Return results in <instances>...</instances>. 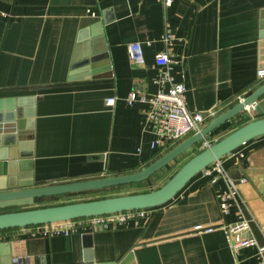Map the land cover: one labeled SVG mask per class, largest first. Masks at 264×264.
Masks as SVG:
<instances>
[{"label":"crops","instance_id":"1","mask_svg":"<svg viewBox=\"0 0 264 264\" xmlns=\"http://www.w3.org/2000/svg\"><path fill=\"white\" fill-rule=\"evenodd\" d=\"M263 11L264 0H0V100L33 110L32 118L21 120L26 133L20 144L31 154L35 187L133 174L168 150L150 148L154 137L146 105L126 102L133 91L149 96L168 89L169 83L155 82L154 60L165 48V33L173 39L170 76L185 85L188 110L208 114L202 127L250 95L264 82ZM98 32L108 66L92 76L75 69L73 58L82 51L79 37L89 40ZM135 42L143 46V65L129 58L128 45ZM256 118L252 113L250 120ZM239 126L225 123L197 146ZM219 162L233 180H246L227 216L217 201L224 181L210 183L199 173L138 225L80 228L69 237L20 228L5 233L10 239L0 243H12L32 264L38 258L46 264H83L84 258L114 264H262L256 247L232 250L221 225L236 222L241 213L249 235L264 246V136Z\"/></svg>","mask_w":264,"mask_h":264},{"label":"water","instance_id":"2","mask_svg":"<svg viewBox=\"0 0 264 264\" xmlns=\"http://www.w3.org/2000/svg\"><path fill=\"white\" fill-rule=\"evenodd\" d=\"M259 38L264 41V11L260 15ZM102 33H92L91 38L79 37L82 51L73 58L75 69L81 68L92 76L99 67L108 66L106 49L102 42ZM262 54H264V44ZM264 62V57H263ZM102 64L99 65L98 62ZM262 71H264V63ZM0 100V210L10 208H25L40 201H58L61 196L94 193L107 188H114L144 182L151 176L165 168L189 149L196 147L225 123L240 125L237 129L217 140L189 159L179 170L159 189L146 193L131 194L84 202L67 203L26 209L16 212L0 213V230L18 229L31 226L50 224L61 221L75 220L87 217L102 216L120 212L149 209L162 206L172 200L184 186L210 165L232 154L247 142L264 136V82L250 95L242 98L230 109L212 117L210 122L198 132L189 136L173 149L139 172L104 177L100 179L73 182L67 184L35 187L32 180L30 152L24 151L20 144L21 120L30 119L33 110H22L20 101L5 103ZM4 106L5 110H4ZM256 115L255 120L251 114ZM204 115L203 117H207ZM243 120L248 122L241 125ZM25 172H28L24 174ZM22 177L28 178L26 182ZM7 179V180H6ZM6 180V181H5ZM5 181V182H4ZM8 184V185H7ZM36 261V259H35ZM0 264H32L25 254H16L14 245L9 242L0 243ZM46 264L43 258L37 263ZM83 264H114L95 263L91 258H84ZM123 264V263H122Z\"/></svg>","mask_w":264,"mask_h":264},{"label":"built area","instance_id":"3","mask_svg":"<svg viewBox=\"0 0 264 264\" xmlns=\"http://www.w3.org/2000/svg\"><path fill=\"white\" fill-rule=\"evenodd\" d=\"M172 37L169 33L163 34L161 42L164 50L160 51L155 57L154 63L159 68V75L156 83L160 86L169 83L167 90L161 89L153 95H142L136 91L131 92L126 102L132 105L140 101L146 105L145 120L153 134V140L150 143L152 150L169 149L198 132L203 125L204 117L198 112H191L186 106V88L183 82L174 83L170 73L169 66L171 60L168 55L169 48L172 45ZM149 45V43H148ZM128 55L131 61L136 64H145L142 44L135 42L128 45ZM260 79L264 78V71L259 72ZM242 100L239 99L238 101ZM113 98L106 100L107 106H112ZM250 109H247L249 111ZM206 146H210L208 143ZM206 147V148H207ZM233 153V152H232ZM243 154L238 153L240 159ZM202 176L208 178L210 183H216L219 180L224 181L225 189L217 194V201L222 216H227L235 204L238 185L246 182L245 178L238 181L233 180L220 162H216L201 172ZM153 208L132 210L109 215L87 217L75 220L61 221L50 224L31 226L22 228L31 234H38L42 237H69L80 228L94 229H114L127 226L130 222L138 225L140 222L147 221ZM221 227L226 233L229 247L236 251L241 248L256 247V256L264 264V246H258L256 240L249 235V222L241 213L237 214L236 222L232 224H223ZM196 229H200L196 227ZM209 229V228H208ZM0 233V241H6L8 235ZM233 264H237L236 262Z\"/></svg>","mask_w":264,"mask_h":264},{"label":"rangeland","instance_id":"4","mask_svg":"<svg viewBox=\"0 0 264 264\" xmlns=\"http://www.w3.org/2000/svg\"><path fill=\"white\" fill-rule=\"evenodd\" d=\"M217 140L218 139L215 138L213 142H209V145L214 143V141H217ZM205 148H206V145L203 147L196 146V147L189 149L184 154H182L179 158L173 161L170 165L164 168L162 171L158 172L151 179L146 180V182L142 183L140 186L135 187L136 189L119 188V189H113L110 191H105L103 193H97V194L94 193V194H85V195H68L67 197L61 198L59 203H53L52 201L47 199V200H44L40 204L25 207V208H22L21 210L53 206L56 204L75 203V202H83V201H89V200H94V199H103V198L131 195V194L147 192V191L150 192V191L156 190L160 188L161 186H163L169 180V178L185 162H187L191 157H193L195 154L199 153Z\"/></svg>","mask_w":264,"mask_h":264},{"label":"trees","instance_id":"5","mask_svg":"<svg viewBox=\"0 0 264 264\" xmlns=\"http://www.w3.org/2000/svg\"><path fill=\"white\" fill-rule=\"evenodd\" d=\"M246 121H247V120H246ZM247 122H248V121H247ZM175 146H176V145H175ZM175 146L169 148L165 153H167L168 151H170L171 149H173ZM165 153H164V154H165ZM164 154H163V155H164ZM183 154H184V153H183ZM163 155H160L157 159H159V158H160L161 156H163ZM195 155H196V154H195ZM179 157H180V156H179ZM179 157H178V158H179ZM191 158H192V157H191ZM191 158H190V159H191ZM157 159H156V160H157ZM156 160H154V161H156ZM152 163H153V162H152ZM171 163H172V162H171ZM171 163H170V164H171ZM185 163H186V162H185ZM185 163H184V164H185ZM170 164H169V165H170ZM184 164H183V165H184ZM183 165H182V166H183ZM167 166H168V165H167ZM167 166H166V167H167ZM182 166H181V167H182ZM166 167H165V168H166ZM181 167H180V168H181ZM163 169H164V168H163ZM163 169H161L160 171H162ZM178 170H179V169H178ZM178 170H177V171H178ZM160 171H159V172H160ZM177 171H176V172H177ZM176 172H175V173H176ZM157 173H158V172H157ZM157 173H156V174H157ZM175 173H174V174H175ZM156 174H154L153 176H155ZM174 174H173V175H174ZM173 175H172V176H173ZM153 176H151L150 178H152ZM172 176H171V177H172ZM171 177H170V178H171ZM170 178H169V179H170ZM144 182H146V181H144ZM144 182H140V183H136V184H131V185H126V186L114 187V188H107V189H103V190H101V191L94 192V193H96V194H97V193H103V192H105V191H110V190H113V189H119V188H133V187H138V186H140V185H141L142 183H144ZM158 189H159V188H158ZM156 190H157V189H156ZM147 192H148V191H147ZM94 193H83V194H73V195H85V194H94ZM141 193H146V192H141ZM136 194H140V193H136ZM67 196H68V195H67ZM67 196H61V197L58 199V201H52V202H53V203H59V201H60L61 198H63V197H67ZM46 200H47V199H46ZM94 200H97V199H94ZM43 201H44V200H43ZM43 201H42V202H43ZM42 202L40 201V202H38V203H42ZM83 202H84V201H83ZM65 204H67V203H65ZM56 205H60V204H56ZM47 207H49V206H47ZM21 209H22V208H10V209H5V210H0V213L16 212V211H21ZM18 229H20V228H18ZM14 230H17V229L0 230V233H1V234H3V233H11V232H13Z\"/></svg>","mask_w":264,"mask_h":264}]
</instances>
